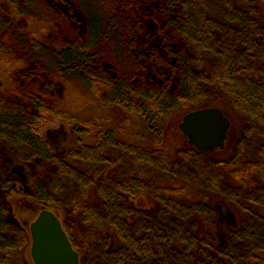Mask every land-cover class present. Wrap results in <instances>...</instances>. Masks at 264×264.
I'll return each mask as SVG.
<instances>
[{"label": "rangeland", "instance_id": "rangeland-1", "mask_svg": "<svg viewBox=\"0 0 264 264\" xmlns=\"http://www.w3.org/2000/svg\"><path fill=\"white\" fill-rule=\"evenodd\" d=\"M68 1L28 0V11L19 18L21 32L59 47L72 35L66 23V20H71L81 24V30L89 33V40L99 39L104 27L98 0H74L72 5ZM125 1L133 4L134 0ZM221 3L226 4L222 14L218 3L189 0V27L200 25L199 33L203 35L202 41L209 52L217 51L227 56L230 67H242L241 73L246 77L251 71L255 72L256 75L252 73L251 77H257L255 80L261 84L264 81V10L260 8L263 6L253 0H221ZM100 4L107 3L102 1ZM107 7L110 8L111 4ZM139 8L146 9V6L139 3ZM249 8L252 10L249 11ZM202 23L206 25L202 26ZM152 25L148 27L152 28ZM114 32L119 31L111 27L108 34ZM194 35L199 38V35ZM10 48L16 56L14 46ZM202 52L197 53L198 56L196 53L195 56H189L193 58L195 94L186 102H172L164 112L155 106L135 108L126 101L125 95L107 103L94 100L85 94L76 81L60 76L54 80L56 93L53 97L42 98L38 93L35 95L37 100L23 98L7 77L11 74L7 68L9 66L5 67L4 60L12 61L15 56L0 58V101L13 108L45 116L49 120L45 130L57 154L69 148L74 150L79 143L90 144L93 142L91 136L102 142L97 159L75 163L73 169L77 170V174L60 177L54 194L50 196L53 204L50 210L58 216L67 234L73 237L80 264H264V184L260 182L264 179L263 113L255 110V115H252L244 111L238 116L240 109L237 108L242 105L232 99L227 101L228 113L237 116L238 120L237 132L234 139L226 143L225 154H204L192 147L194 151L187 149L186 139L177 125L176 133L172 132L173 128L170 129L168 138L162 143L164 147L170 146L178 153L172 163L164 160L160 154L154 155L145 150L150 142L152 145L161 142L162 128L170 121L179 123L184 113L208 104L206 93L198 89V86L202 89L206 83L197 80L205 74L203 69L213 56ZM132 58L138 61L146 60L148 56L139 54ZM103 66L108 69L106 63ZM261 87L258 90L264 92ZM253 101L245 98L243 105L248 109ZM184 103L191 109H185ZM49 106H60L62 110L64 107L68 115H55ZM103 136H106L105 141H102ZM5 153L2 147L0 163L7 161ZM222 157L230 167L250 170L257 184L255 189L247 186L236 189V184L229 180L225 170L217 163ZM108 169L114 171L116 185H126L124 183H127L130 175L142 171L139 189L157 200L153 207L144 209L141 205L146 202L145 198L139 195L136 187L131 191L117 187L111 198L105 199L103 206L106 207L102 208V217L98 216L97 221L103 225L107 221L110 224L109 221L120 223L127 219L131 229L126 227V234L153 237L159 242L160 257L154 258L151 254L143 261L135 257L130 259L126 254L115 249L109 250L101 245V241L94 240V231L90 227L94 223L92 220L83 221L79 201L89 196L94 173ZM7 176L16 194L11 199L12 216L28 228L29 221L41 207L26 199L27 187L19 166L11 165ZM176 187L182 190L177 196L172 190ZM163 201L165 205L161 204ZM218 219L224 221L219 224V229H215ZM227 225L237 228L227 231L224 229ZM205 228H210L216 234L219 242L216 248L197 244L196 231ZM221 233H226V242L223 244ZM29 246L27 256L31 261Z\"/></svg>", "mask_w": 264, "mask_h": 264}, {"label": "trees", "instance_id": "trees-1", "mask_svg": "<svg viewBox=\"0 0 264 264\" xmlns=\"http://www.w3.org/2000/svg\"><path fill=\"white\" fill-rule=\"evenodd\" d=\"M102 1L107 4L101 5ZM27 2L28 0H0V58L15 56L10 51V46H14L17 54L15 59L3 60L11 73L7 77L18 88L16 91L23 98L37 100L35 95L38 93L42 98L53 97L56 93L54 80H57L56 76H60L62 79L76 81L85 94L94 100L107 103L125 95L126 101L135 108L146 109L147 106H155L164 112L172 102H186L195 94L193 58L189 56H195V53L198 56L197 53L206 51L213 57L203 69L205 74L197 80L206 84L202 89L198 86V89L201 93H206L208 104L205 106L220 108L230 119L231 127L226 143L234 139L238 120L237 116L228 113L227 101L232 99L242 105L237 108L240 109L238 116L244 111L255 115V110L264 114V92L258 90L261 85L264 86V81L260 84L255 80L257 77L252 78L251 74H255L253 71L247 77L244 76L241 73L242 67H230L227 56L217 51H208L202 41L203 35L199 33L201 26L189 27V0H134L133 4L125 0H98L104 27L99 39L89 40V33L81 30V24L66 20L67 27L72 30L68 31L72 35L59 47L21 32L18 26L19 18L27 13ZM68 2L74 4V0ZM210 2L219 4L221 14L225 12L226 4L221 3V0ZM253 2L257 5L260 3L263 6L260 10H264V0ZM139 3H144L146 9H140ZM109 4L110 8L107 7ZM250 10L252 9L249 8ZM149 24H153V27L149 28ZM204 25L206 24L202 23V26ZM111 27L117 28L119 32L109 35ZM194 34L199 35V38H195ZM139 54L148 56V59L137 61L132 58ZM103 63L108 65V69H104ZM245 98L255 100L250 102L248 109L243 105ZM184 104L185 109H191ZM49 108L60 117L68 115L64 107V110L60 106ZM47 121L49 120L45 116L37 112L13 108L0 101V150L3 147L8 158L6 162L0 163V264H32L27 256L30 243L28 228L12 216L11 199L16 194L7 176L11 165L21 168L27 187L26 199L41 209H51L53 204L50 196L54 194L59 178L76 175L77 170L73 169V165L79 161L96 160L102 145L100 140L96 141V137L91 136L93 142L90 144H75L74 150L69 148L66 152L57 154L45 130ZM177 124L176 120L170 121L162 128L161 142L157 145L150 142L145 150L154 155L160 154L164 160L172 163L178 153L170 146L164 147L162 143L168 138L170 129L173 128L172 132L176 133ZM105 137H102V141H105ZM185 146L194 151L186 143ZM215 152L225 154L227 144L222 150ZM217 163L225 170L229 180L236 184V189L241 186L255 189L257 184L250 170L230 167L224 163L223 157L217 160ZM142 176L143 172L138 171L130 175L127 183H124L126 185L117 186L112 169L98 170L90 182L89 196L79 201L84 215L83 221L92 220L94 223L90 226L94 231V240L101 241V245L109 250L115 249L130 259L135 257L140 261L147 259L151 254L154 258L160 257L157 240L146 234L140 237L126 234V227L130 228L127 219L120 223L109 221L110 224L107 219H103L108 223L103 225L97 220L98 216L102 217V208L106 207L103 206L105 199H110L117 187L129 191L136 187L139 195L146 201L141 207H153L157 198L146 192L145 195L144 191L139 189V178H143ZM260 182L264 184V179ZM172 190L175 196L182 191L178 187ZM161 204L165 205V201ZM223 221L216 220L215 229H219V224ZM234 228L237 227L224 226L227 231ZM196 232L197 244L214 248L219 245L216 234L212 233L210 228ZM225 235L221 233L222 244L226 242ZM68 236L75 247L73 237L69 234Z\"/></svg>", "mask_w": 264, "mask_h": 264}, {"label": "water", "instance_id": "water-1", "mask_svg": "<svg viewBox=\"0 0 264 264\" xmlns=\"http://www.w3.org/2000/svg\"><path fill=\"white\" fill-rule=\"evenodd\" d=\"M231 121L223 111L206 106L184 113L177 128L189 146L209 154L225 147ZM29 256L32 264H80L74 248L58 216L41 209L28 224Z\"/></svg>", "mask_w": 264, "mask_h": 264}]
</instances>
